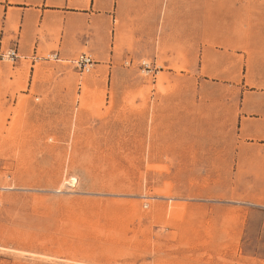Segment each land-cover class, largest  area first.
<instances>
[{
  "label": "rangeland",
  "instance_id": "obj_1",
  "mask_svg": "<svg viewBox=\"0 0 264 264\" xmlns=\"http://www.w3.org/2000/svg\"><path fill=\"white\" fill-rule=\"evenodd\" d=\"M109 13L113 59L0 63V264H264V156L232 111L264 90V0Z\"/></svg>",
  "mask_w": 264,
  "mask_h": 264
},
{
  "label": "crops",
  "instance_id": "obj_2",
  "mask_svg": "<svg viewBox=\"0 0 264 264\" xmlns=\"http://www.w3.org/2000/svg\"><path fill=\"white\" fill-rule=\"evenodd\" d=\"M97 3V0H0V63L4 61L2 56L13 49L19 55L15 68H20L22 61L34 66L46 55L57 53L61 58H69L92 46L98 47L94 53L99 59H113L112 46L108 49V40L97 37L96 26L102 19L101 29L110 30L111 0ZM202 67L201 63L199 68ZM0 70V85L4 89L15 78L9 76L7 66H0ZM241 85L244 91L240 90L232 110L236 136L243 148L262 150L264 156V90L260 86L247 87L243 80ZM4 93L0 95L3 97ZM6 99H10L9 95Z\"/></svg>",
  "mask_w": 264,
  "mask_h": 264
},
{
  "label": "built area",
  "instance_id": "obj_3",
  "mask_svg": "<svg viewBox=\"0 0 264 264\" xmlns=\"http://www.w3.org/2000/svg\"><path fill=\"white\" fill-rule=\"evenodd\" d=\"M2 59H8L13 62H15L17 59H19V55L17 53L16 49L9 50L6 52L3 56ZM45 60H54L56 62H61L62 58L59 57L57 53L54 54H49L47 57L44 58ZM72 63L76 69L79 70L82 74L84 73H90L91 70L94 68L96 65V62L94 61L93 57L89 54L82 53L79 56H77L74 60H72Z\"/></svg>",
  "mask_w": 264,
  "mask_h": 264
},
{
  "label": "bare ground",
  "instance_id": "obj_4",
  "mask_svg": "<svg viewBox=\"0 0 264 264\" xmlns=\"http://www.w3.org/2000/svg\"><path fill=\"white\" fill-rule=\"evenodd\" d=\"M98 1H100V0H98Z\"/></svg>",
  "mask_w": 264,
  "mask_h": 264
}]
</instances>
